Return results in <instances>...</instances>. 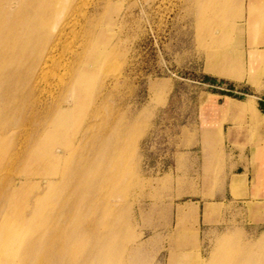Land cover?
I'll use <instances>...</instances> for the list:
<instances>
[{"label":"rangeland","instance_id":"374dc122","mask_svg":"<svg viewBox=\"0 0 264 264\" xmlns=\"http://www.w3.org/2000/svg\"><path fill=\"white\" fill-rule=\"evenodd\" d=\"M87 1L79 20L91 12L94 32L106 35L111 55H95L101 66L90 70L91 99L80 104L68 159L51 178L68 177L85 157L104 174L113 158L120 165L118 182L99 173L93 179L98 190L81 201L84 212L67 216L79 220L71 231L77 240L83 231L81 241L39 250H74L72 264H264V173H257L253 198L242 203L245 175L229 184L232 150L264 152V35L254 40L250 30L253 24L264 29V11L261 19L249 15V0H230L220 13L222 27L210 31L201 27L192 0ZM212 50L221 64H211ZM59 77L44 87L43 97L53 89L59 95L65 86ZM36 134L19 135L23 145L8 148L12 159L0 162V223L37 230L35 238L58 221L64 201L58 197L65 195L59 182L48 192L44 172L52 165L24 159L27 140ZM21 180L30 191L13 196ZM97 235L110 237L100 241ZM249 242L259 246L247 257ZM15 255L14 264H63Z\"/></svg>","mask_w":264,"mask_h":264},{"label":"bare ground","instance_id":"6f19581e","mask_svg":"<svg viewBox=\"0 0 264 264\" xmlns=\"http://www.w3.org/2000/svg\"><path fill=\"white\" fill-rule=\"evenodd\" d=\"M83 1L87 0H0V162L12 159L13 154H9L8 148L11 147L9 150H13L18 145H23L19 135L37 133L36 136L28 138L25 145L27 154L24 159L39 160L52 165L44 172L48 192L57 191V182L65 191V195L60 194L58 197L64 199L57 211L60 216L58 221L53 223L49 231L36 238L37 230L22 231L17 228L18 224L8 226L6 223H0V264H14L12 258L15 253L18 256H37L40 262L44 258L47 260L55 258L60 259L63 264L75 263L77 259L74 258V250L62 248L42 252L38 247L61 243L71 246L81 241L79 238L83 239L86 234H83V231L79 232L82 236L78 234L77 240V236L71 231L79 220H72L67 216L84 212L85 207L81 201L88 194H92L93 189L98 190L96 182L93 183L97 175L109 176L110 182H118L120 165L113 158L106 166L104 174L96 169L98 166L95 165V169L93 168L94 159L85 157L79 161L68 177L65 178L62 174L63 179L61 178L60 181L51 178V175L60 171L59 164L68 157L72 145L68 135L76 127L80 104L86 105L91 99V94L87 91L94 87L95 78L90 70L101 66L100 60L96 61L95 55L104 52L110 54V49H106L107 41L104 42L106 35H96L94 32L91 12L86 13L84 23L80 22L79 13L82 11ZM192 1L198 7L202 28L207 27L211 31L214 26L222 27L220 13L225 12L230 0ZM240 2L244 0H237L235 5ZM263 11L264 1L249 0V15H258L262 19ZM253 25L254 28L250 30L255 40L256 35H264L262 33L264 29H259L256 24ZM110 31L112 32V29ZM78 37H80L79 41L75 43ZM110 48L112 49V46ZM209 56L212 58L211 64L222 63L218 51L212 50ZM251 59L257 63L260 59L259 53L253 52ZM261 63L264 65V60H261ZM61 68L65 69L67 77L62 78V74L59 73ZM220 68L218 66V70L222 69ZM56 76H60L58 79L65 85L64 88L59 90V95H53V89L50 97H43L44 87L51 86L50 83H53L52 79ZM101 84L104 85V81ZM103 146L104 144H101L94 151ZM29 187L28 181H22L12 190V195L17 196L22 192L30 191ZM2 193L4 194L5 191L2 190ZM32 212L37 214L38 211ZM115 236L114 233L111 238ZM109 237L96 236L100 241H107ZM257 246H259L258 242L247 243V257L251 256L252 249Z\"/></svg>","mask_w":264,"mask_h":264},{"label":"crops","instance_id":"0c3cea01","mask_svg":"<svg viewBox=\"0 0 264 264\" xmlns=\"http://www.w3.org/2000/svg\"><path fill=\"white\" fill-rule=\"evenodd\" d=\"M260 150L261 149L259 148L255 150L257 153L256 156L255 154L247 155L246 151L232 150L234 160L230 166L234 168L229 176V184L233 176L237 175H245L247 183L246 190L244 191V196H241L238 199V202L242 203L245 201V199H252L255 195L253 185L256 182L257 173L259 171H262V173H264V152L261 153ZM260 195L263 198L261 202H264V184L260 189Z\"/></svg>","mask_w":264,"mask_h":264},{"label":"trees","instance_id":"16d2710c","mask_svg":"<svg viewBox=\"0 0 264 264\" xmlns=\"http://www.w3.org/2000/svg\"><path fill=\"white\" fill-rule=\"evenodd\" d=\"M204 79H205L206 81H210V82H220V81H217L215 78H212V77H210V76H205ZM227 94H228V95H233V94H231V93H229V92H228ZM238 97H239V96H238ZM260 105L262 106V109L264 110V99L261 100Z\"/></svg>","mask_w":264,"mask_h":264}]
</instances>
